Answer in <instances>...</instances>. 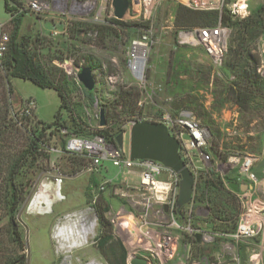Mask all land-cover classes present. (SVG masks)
<instances>
[{
    "label": "rangeland",
    "instance_id": "374dc122",
    "mask_svg": "<svg viewBox=\"0 0 264 264\" xmlns=\"http://www.w3.org/2000/svg\"><path fill=\"white\" fill-rule=\"evenodd\" d=\"M5 1L9 4V13L5 10ZM31 1L0 0V23H6L11 36V19L23 16L20 38L32 41L31 52L37 53L42 68L63 91L72 109L71 112L62 110L59 117V126L66 125L70 135L73 119L82 127L81 133L73 135L93 137L100 131L116 133L121 129L118 136L125 133L127 150L128 132L135 118L158 122L166 114L177 116L188 112L209 132L206 153L211 163L206 166L196 162L193 169L196 176L211 170L226 182H238L239 175L229 162L234 157L251 156L255 160L258 185L264 186V101L257 98L248 109L237 107L227 95L228 83L239 73L227 64L231 59L229 53L223 66L217 68L196 41L190 38L184 42L180 36L183 31L175 22L181 7L191 9L186 6L187 1L140 0V5H135L131 0L130 11L123 20H118L125 25L112 22L115 19L112 0H38L47 8L42 14L28 8ZM233 1L225 0L224 9ZM137 24L153 25L157 37V43L148 52L145 79L140 84L127 68L131 43L138 35ZM225 27L230 31L229 50L235 32ZM263 36L264 33L254 40L248 38L249 49L261 60L259 73L264 68L259 49ZM36 39L40 41L35 44ZM85 67L92 69L96 80L92 92L77 79ZM3 89L10 106L8 112L2 108L0 95V119L6 117L14 137L6 144L4 164L0 166V193L5 199L11 194L5 180L8 167L17 153L41 133L43 126L53 123L61 101L54 90L41 89L21 79H11ZM132 90L139 92L133 118L130 106L117 105L120 94ZM26 100L36 102L39 118L35 110L31 117L21 116L20 106H24ZM101 110L107 122L104 128L99 126ZM58 129L46 132L39 155L35 161L29 157L15 180L23 196L16 218L25 243L26 264H64L67 257L69 264L90 261L129 264L132 257L146 259L149 264H264V256L262 259L252 250L247 251L250 248L264 252L258 237L230 240L219 226L205 225L211 219L205 203L192 202L182 209L181 215L187 219L191 213L194 228L209 230L219 237L214 236L212 243L203 246L194 244L185 233L172 227L170 213L164 217L159 214L161 206L140 187L138 172L117 168L110 162L91 170L86 159L65 153V136ZM48 179L62 180L63 200L48 214L31 211L33 198ZM255 198L254 195L253 200ZM0 208V214L5 215L7 206L2 204ZM76 215L94 221L95 234L85 247L64 251L55 239V231L68 216ZM175 217L183 224L179 215ZM7 228L8 219L4 217L0 233L4 235L6 246L9 245L5 235ZM140 231L164 240L167 249L172 250L161 253L142 248L136 236H132ZM44 244L49 246L50 258L47 259H41ZM187 244L189 248L185 247Z\"/></svg>",
    "mask_w": 264,
    "mask_h": 264
},
{
    "label": "built area",
    "instance_id": "2783aa9c",
    "mask_svg": "<svg viewBox=\"0 0 264 264\" xmlns=\"http://www.w3.org/2000/svg\"><path fill=\"white\" fill-rule=\"evenodd\" d=\"M185 1H187L185 3L186 6L193 10L219 11L220 13H222L225 3V0ZM252 2L253 0H235L227 5V8L234 19L242 21L251 15ZM28 8L36 14H42L47 10L46 6L38 0L31 1L28 4ZM13 17L11 16V18ZM6 29V23H0V64L7 57L11 46V36ZM229 32V29L222 25L220 17L216 27L198 28L190 32L183 31L180 36L181 38H192L196 41L204 49L214 66L221 68L228 52ZM184 42H187V40H184ZM156 43L157 37L155 36L153 25H150L148 29L138 30L137 37L131 43L127 68L134 81L139 84L143 83L145 79L148 52ZM260 74L264 79V68L263 71H260ZM20 108H22V117H31L36 109V102L34 100H26L24 106H20ZM158 123L164 124L170 134L179 141L180 155L193 173L196 162L206 166L210 165L211 158L206 153L209 132L192 114L188 112H181L177 116L166 114L162 119L158 120ZM60 132L65 136V153L86 159L91 165V170L103 167L106 162H110L117 168L138 172L140 187L148 191L151 194V200L161 206L162 211L159 212L161 216L164 217L170 213L173 217L172 227L178 232L185 233L191 240H197L196 235L200 234L202 245L212 243L214 236H218L209 230L194 228L191 213L188 214L187 219H184L183 224L176 219L175 215L178 216L176 204L180 178L161 163L151 160L132 162L129 159L128 149H125V144L124 148H120L116 141L111 142L99 135L93 137L70 135L66 129L62 128H60ZM254 163L255 160L251 156L232 158L229 165L231 164V168L237 171L239 175L238 182L229 183L224 181L226 188L237 195L242 205V212L236 230L231 234L225 235L235 241L256 237H262L264 240V221L258 217L264 212V208L253 200L258 185V178L254 172ZM55 181L62 184L61 179H56ZM233 184L238 185L239 190L237 192L232 189L231 185ZM100 189L103 190L104 187ZM92 192L96 193L95 190ZM144 205L146 208L150 207L148 204ZM205 225L207 226L208 224ZM139 233L137 232V235L132 236H136L134 238L139 240L142 248L152 249L161 253L172 250L171 248L167 249L164 240L153 238L149 232L141 233L140 231ZM185 247L189 248V244Z\"/></svg>",
    "mask_w": 264,
    "mask_h": 264
},
{
    "label": "trees",
    "instance_id": "16d2710c",
    "mask_svg": "<svg viewBox=\"0 0 264 264\" xmlns=\"http://www.w3.org/2000/svg\"><path fill=\"white\" fill-rule=\"evenodd\" d=\"M5 10L9 13V4L7 1H5ZM220 17L222 25L234 29V39L228 50L231 59L227 64L233 70L239 71L234 81L228 83L227 95L237 107L240 109H248L250 104L257 98H261L264 101V79L259 73L261 60L259 55L253 54L248 47V38L254 40L264 33V5L251 12V15L242 21L234 19L228 9H223L222 13H220L219 11H193L181 7L177 14L175 26L186 32L198 28L216 27ZM10 22L13 25L11 46L7 57L0 64V69L3 72L0 74L2 108H5L7 112L9 110L10 103L7 93L3 88L10 84L11 79L29 81L41 89L54 90L61 101L53 123L43 126L41 133L38 136H34L23 151L17 153L8 167L5 180L7 182L6 188L11 190V194L7 195L5 199H2L0 193V206L2 204L7 206L6 214L3 216L0 214V222L4 217H7L8 228L5 235L8 237L9 243L8 248L2 238L4 235L0 233V264H26L27 258L24 253L26 250L25 243L20 231L19 222L16 218L18 207L23 200V196L15 180L23 166L28 162L29 157H32L35 161V158L39 155L41 146L44 143L43 138L48 130L59 128L58 131H60V128H62L68 131L69 128L66 125L59 126V117L62 110L71 112L72 109L63 91L54 85L48 73L42 68L37 53L31 52L30 44L32 41L26 37L20 38L19 34L23 16L19 18L14 17ZM112 22L115 24H124L117 19H113ZM149 26L148 24H137L135 29H148ZM39 41L40 39H36L33 42L36 44ZM236 42L237 47H234ZM11 91L9 87L8 93L11 94ZM138 99L139 92L137 90L124 91L120 94L117 105L130 106L131 108L128 109L131 110L130 116L133 118L135 116ZM137 120L135 118L133 122ZM71 129H73L72 134L82 132V127L76 119H73ZM120 130L118 129L116 133L100 131L97 135L105 137L111 142H115ZM13 138V134L6 124V117L0 119V166L4 164L3 157L6 144ZM192 202L205 203L209 208L211 219L210 221H205L206 224L214 228L216 225L219 226L222 229L221 232L224 234H231L236 230L242 212V205L237 195L226 188L224 180L218 173L208 170L199 177L195 175V190ZM176 212L182 221H184L181 215L182 209L180 211L176 210ZM218 223L221 225H218ZM192 242L199 244L197 240L192 239Z\"/></svg>",
    "mask_w": 264,
    "mask_h": 264
},
{
    "label": "water",
    "instance_id": "95a60500",
    "mask_svg": "<svg viewBox=\"0 0 264 264\" xmlns=\"http://www.w3.org/2000/svg\"><path fill=\"white\" fill-rule=\"evenodd\" d=\"M131 3V0H112L114 18L123 20L130 10ZM134 4L138 5V0H134ZM77 79L87 91H94L96 80L91 68H82ZM106 125L105 114L101 110L99 126L104 128ZM128 135L130 161L151 160L159 162L165 168L176 173L180 178L176 208L180 211L185 206L190 205L195 190V174L182 159L179 141L170 134L168 128L162 123L139 120L131 125ZM124 136L125 133H122L116 139L120 148H124ZM231 187L235 192L239 190L237 184H233ZM196 239L198 243H201L200 234L196 235ZM129 264H149V262L143 258L132 257Z\"/></svg>",
    "mask_w": 264,
    "mask_h": 264
},
{
    "label": "bare ground",
    "instance_id": "6f19581e",
    "mask_svg": "<svg viewBox=\"0 0 264 264\" xmlns=\"http://www.w3.org/2000/svg\"><path fill=\"white\" fill-rule=\"evenodd\" d=\"M184 39L189 40L186 37ZM62 200L63 195L61 193V184L52 179H48L43 182L41 189L33 198L30 208L32 207L34 209L36 208V205H38L39 207L35 212L48 214L53 206ZM43 201H47L45 207L42 206V203H45ZM95 226L96 224L94 221H87L82 215L68 216L63 224L56 228L55 239L64 251L80 249L85 247L89 240L94 236L96 229ZM68 260L69 257L66 258L64 264H69ZM87 264L100 263L90 261Z\"/></svg>",
    "mask_w": 264,
    "mask_h": 264
},
{
    "label": "crops",
    "instance_id": "0c3cea01",
    "mask_svg": "<svg viewBox=\"0 0 264 264\" xmlns=\"http://www.w3.org/2000/svg\"><path fill=\"white\" fill-rule=\"evenodd\" d=\"M262 4H264V0H253V2L251 3V11H252V9L253 10H256ZM22 25H23V22H22ZM21 29H22V26H21ZM21 29H20V32H21ZM259 49H260V52L262 54L263 63H264V36L260 40ZM14 95H15V93H14ZM36 110H37V105H36V109H35V114H36ZM36 116H37V114H36ZM256 190H257V193H255L256 198H255L254 201H255V203H257L258 205H260V206H262L264 208V186L263 187H260V185H258ZM258 217L261 218L264 221V212H262L261 215H258ZM258 238H259V245H260V247H264V240H263V238L262 237H258ZM221 239L222 240H225V238H223V237H221ZM230 240H231V238H230ZM49 241H50V233H49ZM48 247L49 246H46V244H44V246L42 247V250H41V255H42L41 256V259L50 258V252H48V250H47ZM249 250H252V252H255L256 253L255 254L256 257H259V258H262L263 259V256H264V252L263 251H261V250L260 251H257L255 249L247 248V251H249ZM218 256H220V255H218Z\"/></svg>",
    "mask_w": 264,
    "mask_h": 264
},
{
    "label": "flooded vegetation",
    "instance_id": "af4514ba",
    "mask_svg": "<svg viewBox=\"0 0 264 264\" xmlns=\"http://www.w3.org/2000/svg\"><path fill=\"white\" fill-rule=\"evenodd\" d=\"M43 202H45V201H43ZM46 204H47V201H46L45 203H42V206L45 207ZM38 207H39V206L36 205V208L33 209V208L31 207L32 209H31V208H30V209H31V211H36V210L38 209Z\"/></svg>",
    "mask_w": 264,
    "mask_h": 264
}]
</instances>
